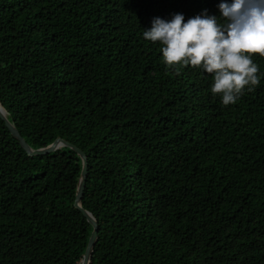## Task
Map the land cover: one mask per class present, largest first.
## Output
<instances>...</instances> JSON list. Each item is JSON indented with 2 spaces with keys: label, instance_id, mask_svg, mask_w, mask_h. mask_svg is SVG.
<instances>
[{
  "label": "trees",
  "instance_id": "1",
  "mask_svg": "<svg viewBox=\"0 0 264 264\" xmlns=\"http://www.w3.org/2000/svg\"><path fill=\"white\" fill-rule=\"evenodd\" d=\"M221 2L0 0V102L31 148L86 155L91 264H264V57L225 107L143 37L175 14L223 22ZM81 170L67 146L27 155L0 117V264H78Z\"/></svg>",
  "mask_w": 264,
  "mask_h": 264
},
{
  "label": "clouds",
  "instance_id": "2",
  "mask_svg": "<svg viewBox=\"0 0 264 264\" xmlns=\"http://www.w3.org/2000/svg\"><path fill=\"white\" fill-rule=\"evenodd\" d=\"M219 10L223 22L206 10L187 22L182 14L170 21L154 18L143 37L159 42L169 68L191 66L210 74L211 93L227 107L260 83L252 57H264V0L221 2Z\"/></svg>",
  "mask_w": 264,
  "mask_h": 264
},
{
  "label": "water",
  "instance_id": "3",
  "mask_svg": "<svg viewBox=\"0 0 264 264\" xmlns=\"http://www.w3.org/2000/svg\"><path fill=\"white\" fill-rule=\"evenodd\" d=\"M6 114L7 112L5 108L0 102V117L4 120L5 125L10 130V134L12 135V137L18 141L19 145L26 152L27 155L32 156V155L49 154V153H52L60 149L63 146H67L73 149L77 153L78 157L80 158L82 170H81L80 177H79L78 184H77L74 206L77 209H79L82 212V214L86 217L87 221L92 226V230L90 232V236L86 244L79 249L77 256L79 255L80 251H83V255L80 260H78L77 258V262L78 264H91L92 258L95 255V245L99 238V235H98L99 223H98V220L92 214V212L86 209L83 205L84 189L86 186V179H87V174H88V161H87L86 155L81 149H79V147L75 146L74 144L68 142L66 139L61 138V137L56 138L52 143H50L47 146L40 147L37 149L31 148L25 142L23 137H21V135L19 134L18 130L13 125V123L10 122V120L7 118Z\"/></svg>",
  "mask_w": 264,
  "mask_h": 264
}]
</instances>
